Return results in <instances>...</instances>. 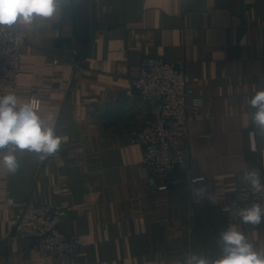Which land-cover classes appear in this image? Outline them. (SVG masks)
<instances>
[{
  "label": "crops",
  "instance_id": "0c3cea01",
  "mask_svg": "<svg viewBox=\"0 0 264 264\" xmlns=\"http://www.w3.org/2000/svg\"><path fill=\"white\" fill-rule=\"evenodd\" d=\"M12 29L25 38L18 85L0 96L24 103L36 90L62 142L43 161L25 151L15 173L0 167V264H184L190 253L218 257L230 225L264 250V222L221 208L249 186L245 170L264 183V135L248 105L264 89V0H70L56 18ZM147 57L184 61L200 99L188 106L189 175L178 170L163 191L141 146L125 142L149 117L125 92ZM205 185L216 204L195 194ZM7 195L61 206L60 231L84 251L60 259L28 249L13 236L19 206H6Z\"/></svg>",
  "mask_w": 264,
  "mask_h": 264
},
{
  "label": "built area",
  "instance_id": "2783aa9c",
  "mask_svg": "<svg viewBox=\"0 0 264 264\" xmlns=\"http://www.w3.org/2000/svg\"><path fill=\"white\" fill-rule=\"evenodd\" d=\"M25 38L12 28L0 31V88L15 89ZM184 61H168L160 57L142 60L137 75L125 91H135L141 102L148 106L149 117L128 132L127 144L140 145L142 165L148 171L158 190H167L178 170L189 175L188 106L199 102L188 84ZM30 100L38 101L36 90ZM259 203L264 207V192L257 193L250 186L237 188L232 200L221 206L233 211ZM6 206H19L13 236L41 257L68 259L84 251L78 237L67 235L59 227L65 218L61 206H36L30 201L17 204L9 195Z\"/></svg>",
  "mask_w": 264,
  "mask_h": 264
},
{
  "label": "clouds",
  "instance_id": "9594fccd",
  "mask_svg": "<svg viewBox=\"0 0 264 264\" xmlns=\"http://www.w3.org/2000/svg\"><path fill=\"white\" fill-rule=\"evenodd\" d=\"M70 0H0V31L14 26L31 29L42 19H53L67 7ZM248 105L255 111L251 113L252 124L259 134L264 135V89L254 91ZM51 117L43 116L39 102L30 100L21 103L15 94L0 96V167L9 173H15L19 167L18 156L25 151L37 154L43 161L57 153L62 137L56 134L49 123ZM256 131L249 133L251 148L255 151ZM252 190L264 192V183L256 170H245L242 177ZM196 178L193 183L200 182ZM195 194L207 198L216 204L215 194H209L207 186L194 189ZM224 212L232 210L225 206ZM233 215H238L242 224L260 225L264 222V207L259 203L241 208ZM221 254L216 258L190 253L184 264H264V250L250 243L237 225H230L220 233Z\"/></svg>",
  "mask_w": 264,
  "mask_h": 264
}]
</instances>
